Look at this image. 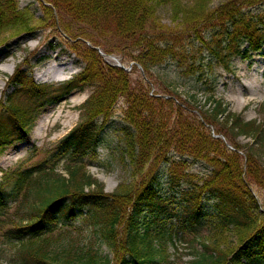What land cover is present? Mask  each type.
<instances>
[{"label":"trees","instance_id":"obj_1","mask_svg":"<svg viewBox=\"0 0 264 264\" xmlns=\"http://www.w3.org/2000/svg\"><path fill=\"white\" fill-rule=\"evenodd\" d=\"M40 3L45 21L50 19L54 27L58 25L60 34L70 39L84 67L71 80L58 85H37L24 78L21 68L16 69L9 86L22 92L27 104L3 95L0 153L12 139L29 133L41 108L59 103L73 91L86 87L93 91L81 105L82 120L73 130L39 158V154L34 155L37 159L32 157L31 165L1 176L0 245L19 248L9 259L14 264H111L107 257L89 256L91 244L81 249H87L88 256L80 255L75 260L73 240L65 242L59 256L54 252V244L48 242L50 236L84 220L98 235V241L116 253L120 248L122 254L116 257V264H175L168 261L166 251L152 243L171 240L163 229L152 227L157 220L173 217L177 231L192 239L207 234L215 243L214 249L202 243L203 252H196L198 257L191 264H264V212L259 214L258 199L251 191V185L264 188V128L257 121H243L238 114L227 112L224 101L215 99L214 81L204 74L203 65L181 60L186 53L180 48L182 42L203 45V35L214 29L245 38L249 50L258 52L264 36L253 35L261 32L264 21L257 22L252 16L248 19L243 10L260 6L264 0L228 1L214 9L206 0H194L188 7L181 6L180 0ZM166 4L180 20L172 29L158 19L159 7ZM64 17L75 25L66 23ZM28 18L27 12L18 9L16 0H0V31L17 27L27 35L34 31ZM77 25L83 26L77 29ZM101 37L114 38L122 45L102 46ZM95 48L107 55L114 51L128 54L144 73L172 61L178 70L190 74L196 85L204 86L208 109L199 111L194 94L186 99L151 94L147 78L132 83L130 73L106 64ZM222 66L227 70L228 61L222 59ZM120 99L121 162L130 169L133 181L107 194L103 184L85 169L102 166L98 147ZM220 119L222 128L216 130ZM213 127L215 134L229 137L234 151L213 137L209 132ZM239 136L250 138V143L240 146L234 142ZM189 163L207 166L210 172L192 175ZM58 166L67 177L56 173ZM178 169L181 172L176 175ZM163 173L169 182V197L178 204L173 212L165 208ZM183 186L186 189L180 192ZM230 232L237 236L238 245L226 253L217 251L219 241Z\"/></svg>","mask_w":264,"mask_h":264},{"label":"rangeland","instance_id":"obj_2","mask_svg":"<svg viewBox=\"0 0 264 264\" xmlns=\"http://www.w3.org/2000/svg\"><path fill=\"white\" fill-rule=\"evenodd\" d=\"M41 0H16L18 9L29 14L28 25L34 31L25 34H21L20 30L9 27L5 31H0V52L2 56L0 58V69L6 68L7 72L0 73V78L3 80L0 84V102L3 95H10L16 102H23L27 104L22 92H17L15 88L10 87V77L14 75L16 69L21 68L24 73V78L32 79L37 85H58L62 82L69 81L71 78L78 74L84 67L80 62L78 55L73 51L74 44L69 43V38L60 34L58 25L54 27L50 19L45 21L44 13L41 9ZM194 0H180L181 6H191ZM209 8L214 9L221 4L228 3V1L234 0H206ZM245 15L248 19L250 16L255 17V21H264V4H260L257 7H249L244 9ZM158 19H160L163 26L169 28H175L179 26V16L174 17L172 8L169 5L160 6L158 10ZM63 20L75 25L71 22V19L64 17ZM56 24L58 23L57 15L55 16ZM59 21L61 19L59 18ZM62 22V21H61ZM83 25L75 26L77 29ZM224 30H209L203 35L205 43L203 45H197L195 43H181L180 48L185 50L186 55L181 56V60L188 62H194L198 64L200 62L203 66L202 70L206 76H209L214 81L215 99L224 101L227 107V112L238 114L244 121H257L264 128V40L261 42L262 48L259 52L248 51L247 41L243 37H232L231 34L224 35ZM231 31V30H230ZM261 32H255L253 36H264V28L260 29ZM222 34V35H221ZM100 39L102 46L122 45L116 42L114 38L104 40ZM183 39V38H180ZM80 43V42H79ZM77 44V43H75ZM183 46V47H182ZM79 48V44H77ZM107 47L105 48V50ZM178 49V48H177ZM176 49V50H177ZM101 53H104L100 50ZM234 52V53H233ZM106 54V53H105ZM233 54V55H232ZM100 55V54H99ZM107 55V54H106ZM104 56L103 60L106 64H113L112 58L117 59L123 66L127 68L128 73L131 75L132 83L137 79H146L151 83V94L161 93L180 95L182 99H186L190 95H196L197 108L199 111L206 110L209 107L208 102H204L208 96L203 91V85L201 83L195 84L190 74L183 73L174 67L172 61H168L167 64H161L152 68L148 73H144L139 69V65L131 61L128 54L114 51L113 54ZM101 56V55H100ZM228 56V58H227ZM230 58V59H229ZM222 59L228 61L227 70L222 66ZM62 63V66L67 68L61 75L57 77L50 74L46 78H37L39 73L47 70L49 65H57ZM7 64V65H5ZM4 65V66H3ZM196 66V65H195ZM118 68V67H117ZM20 69V70H21ZM258 69V71H255ZM189 72V71H188ZM253 88H249L246 85L252 84ZM134 85V84H133ZM202 87V88H201ZM91 87H86L83 91H73L67 97H64L62 101L51 106H45L40 109L39 113H35V122L32 125L29 133L21 139H12L10 144L4 148V151L0 153V179L4 172H11L14 169L22 168L30 164V159L33 157L35 161L41 156L44 150L52 149L60 139L67 133L73 130L74 126L79 124L82 120L81 105L87 100L92 93ZM7 92V94H6ZM22 96L20 97V95ZM21 98V99H20ZM123 99L118 100L115 105L113 118L107 124L106 129L101 137V145L98 147V153L103 160L102 166L86 167L87 173L92 179L99 181L103 184V191L107 194L117 192V187L120 184L127 186L133 181L130 169L124 166L121 162L122 142L120 138L121 126H123L121 111L123 105ZM200 115V114H199ZM48 116L47 123L43 125L42 129L38 126V122L41 117ZM222 119L215 124L216 130L222 128ZM214 131V127L212 128ZM209 132H211L209 130ZM231 138V137H230ZM226 142L231 145V141L225 138ZM234 142L240 146H245L246 143H250V138L243 136L237 137ZM264 152V151H263ZM39 154L37 158L34 155ZM264 160V158H263ZM29 162V163H28ZM22 164V166H21ZM31 165V164H30ZM190 174L207 175L210 172V168L207 166H201L199 164L188 165ZM181 170H177L176 175ZM56 173L61 174L64 177L68 175L63 169L58 166ZM166 173L161 174V189L163 190L164 198L167 201L165 208L170 212H173L177 207V201L170 199L169 182L166 178ZM186 186L181 187L179 190L182 192ZM251 191L258 199L261 212H264V188L251 185ZM92 190V189H91ZM85 213V211L83 212ZM177 221L175 218L165 219L163 221L157 220L155 226L152 228L163 229L166 234L165 237L172 235V239L167 238L163 240L164 243L158 240H153V247L159 250H164L168 254V261L175 264H191L196 260V252H203L200 244L204 243L210 249H214L215 243L212 238L203 234L198 236L195 240H192V236L189 234H183L176 230ZM121 231V229H120ZM66 236H70L71 239H67ZM1 240V239H0ZM68 240H73L75 245L73 246L75 260L88 256L87 249L82 251L84 245H92L93 251L90 254H96L97 256L107 257L112 261L111 264H116V257L122 254L120 248L116 253L112 248L108 247L103 241H98V235L94 234V231L89 224L84 220L78 223H73L67 230L57 232L50 236L49 243L54 244V251L58 256L62 250V246ZM123 236L119 239L122 242ZM237 236L232 232L225 234L222 241H219L217 251L228 252L234 249L238 244ZM79 248V249H77ZM15 250L19 248L15 247ZM0 245V264H14L9 256H14L15 250ZM94 252V253H93ZM62 254V253H61ZM57 256V257H58ZM94 256V255H93ZM196 258V259H195Z\"/></svg>","mask_w":264,"mask_h":264},{"label":"bare ground","instance_id":"obj_3","mask_svg":"<svg viewBox=\"0 0 264 264\" xmlns=\"http://www.w3.org/2000/svg\"><path fill=\"white\" fill-rule=\"evenodd\" d=\"M1 56L2 55H0V58H1ZM5 65H7V64H5ZM65 70H67V68H65L64 66H62V63L57 64V65H49V68L47 70L39 73V75H37V78L38 79H40V78H46L47 76H50V74L55 75V73L57 74V77H61V75L63 74V72ZM255 71H258V69H255ZM1 72L6 73L7 72L6 68H1L0 69V73ZM258 72L263 73L264 72V68H263V71L262 72L261 71H258ZM2 81L3 80L0 78V84H2L1 83ZM253 85H254V83L249 84V85H246V86L249 87V88H253ZM41 109H43V108H41ZM47 118H48V116L41 117V120L38 122L39 130H40V128L42 129L43 125H45L47 123V121H48Z\"/></svg>","mask_w":264,"mask_h":264},{"label":"water","instance_id":"obj_4","mask_svg":"<svg viewBox=\"0 0 264 264\" xmlns=\"http://www.w3.org/2000/svg\"><path fill=\"white\" fill-rule=\"evenodd\" d=\"M113 59H114V58H113ZM114 61L116 62L115 66H117V67H119V68H121V69H125V68L123 67V65H121L120 63L117 62L116 59H114ZM214 136L217 137V138H219V139H221L222 141L224 140V137H222V136H218V135H214ZM228 147H229L230 149H232L231 146L228 145Z\"/></svg>","mask_w":264,"mask_h":264},{"label":"snow or ice","instance_id":"obj_5","mask_svg":"<svg viewBox=\"0 0 264 264\" xmlns=\"http://www.w3.org/2000/svg\"><path fill=\"white\" fill-rule=\"evenodd\" d=\"M0 55H2V53H0Z\"/></svg>","mask_w":264,"mask_h":264}]
</instances>
